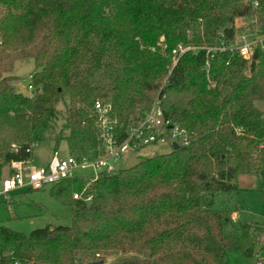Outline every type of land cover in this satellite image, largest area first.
Listing matches in <instances>:
<instances>
[{
    "label": "trees",
    "instance_id": "trees-1",
    "mask_svg": "<svg viewBox=\"0 0 264 264\" xmlns=\"http://www.w3.org/2000/svg\"><path fill=\"white\" fill-rule=\"evenodd\" d=\"M246 16L264 32V0H0V172L31 157L64 98L69 154L100 153L95 100L111 101L123 137L163 80L164 117L189 132L187 145L102 173L90 202L71 196L81 178L52 184L70 207V224L28 234L0 225V264H87L82 257L102 264L113 252L143 255L114 264H226L229 250L263 252L264 228L233 226L232 212L214 203L239 191L241 174L264 184V116L254 104L264 100V49L246 60L201 48L232 41L234 19ZM179 44L197 48L172 66ZM27 58L37 67L31 96L10 75Z\"/></svg>",
    "mask_w": 264,
    "mask_h": 264
},
{
    "label": "rangeland",
    "instance_id": "rangeland-1",
    "mask_svg": "<svg viewBox=\"0 0 264 264\" xmlns=\"http://www.w3.org/2000/svg\"><path fill=\"white\" fill-rule=\"evenodd\" d=\"M254 4L255 1H254ZM255 16L237 17L233 21L236 30V38L242 35L257 34L262 31H254ZM253 28V29H252ZM256 28V27H255ZM241 30V31H239ZM182 47H191L195 50L196 46L179 44ZM158 46L163 50V38L158 40ZM209 47V46H208ZM202 48V47H201ZM173 62L172 56L170 57ZM207 68V67H206ZM37 69L33 59H20L15 61L10 75L13 77L11 84L18 90L20 86L25 88L29 84L30 76ZM164 81L158 90L163 87ZM34 90V89H33ZM33 90L26 88L22 93L32 95ZM157 92V94H158ZM157 94L155 96H157ZM111 102V101H110ZM67 99L64 98L56 103L55 109L57 115L51 120L49 127L40 130V140L32 145L31 160L34 164H45L53 154L57 151L59 157L68 155L67 141L64 139L68 135V129L64 127L66 117ZM255 106L262 112L264 116V100L256 101ZM146 105H139L136 109V116L144 109ZM59 139L56 146L55 141ZM15 145V143L11 144ZM154 151L157 154L171 151L168 144H157L140 149L139 153ZM142 157L139 154L129 153L120 157L119 167L125 168L137 163ZM76 175L90 176L89 170H78ZM8 177L6 165L0 172V183ZM236 184L239 191L226 195H218L215 199L214 206L216 208L230 210L232 225L236 226L239 222L250 221L264 228V184L258 174H241L237 177ZM74 192V191H72ZM8 199H4L0 195V225L8 227L14 231L28 234L31 231L43 228L45 226H66L70 224V207L61 202L53 194L51 185H46L41 189H20L9 193ZM233 228L229 227L228 231ZM259 244H264V233H258ZM143 255L138 253H121L113 252L105 255L102 264H114L126 260H135L142 258ZM83 262H91L87 258L82 257ZM226 264H264V250L260 254L251 257H245L239 250H229L225 257Z\"/></svg>",
    "mask_w": 264,
    "mask_h": 264
},
{
    "label": "built area",
    "instance_id": "built-area-1",
    "mask_svg": "<svg viewBox=\"0 0 264 264\" xmlns=\"http://www.w3.org/2000/svg\"><path fill=\"white\" fill-rule=\"evenodd\" d=\"M206 53L213 51H236L243 59H250L256 48L264 49V32L252 35L234 37L232 41H219L209 47H202ZM191 47L179 45L171 51L172 66L179 56ZM208 65H206L207 67ZM33 90L28 84L26 87ZM24 86L19 91L26 90ZM95 129L97 135V148L100 153L96 156L69 154L59 157L54 151L45 164L36 165L31 157L25 160H10L7 164L8 177L0 183V195L8 199L10 192L20 189H41L66 179L81 178L84 181L80 190L72 192L75 200L90 202L92 192L90 186L102 173H113L120 169L118 161L121 156L129 153L139 154L141 157L154 156V151L140 154V149L157 144H168L173 149V144L178 146L189 143V132L172 123L164 117L157 95L151 105L142 109L137 120L132 124L126 134L120 136L118 119L113 113L110 101L97 99L93 103ZM16 149L15 145H12ZM78 170H89L90 176L76 175Z\"/></svg>",
    "mask_w": 264,
    "mask_h": 264
},
{
    "label": "water",
    "instance_id": "water-1",
    "mask_svg": "<svg viewBox=\"0 0 264 264\" xmlns=\"http://www.w3.org/2000/svg\"><path fill=\"white\" fill-rule=\"evenodd\" d=\"M230 23H227V26H229ZM206 68V67H205ZM177 148V144H173V149H176ZM87 264H101L100 261H91V262H88Z\"/></svg>",
    "mask_w": 264,
    "mask_h": 264
}]
</instances>
